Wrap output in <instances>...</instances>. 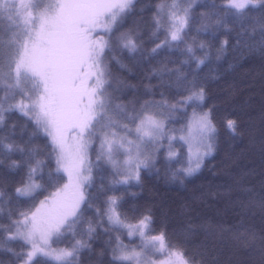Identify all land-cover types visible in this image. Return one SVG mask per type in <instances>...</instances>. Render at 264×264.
Instances as JSON below:
<instances>
[{"label": "trees", "instance_id": "16d2710c", "mask_svg": "<svg viewBox=\"0 0 264 264\" xmlns=\"http://www.w3.org/2000/svg\"><path fill=\"white\" fill-rule=\"evenodd\" d=\"M227 1L132 0L100 34L102 82L93 110L99 122L84 133L88 181L80 208L50 242L74 254L66 263L37 257L30 264H132L115 258L119 248L140 244L109 223L111 200L123 224L146 222L147 236L160 238L187 264H264V0L242 10ZM105 2L0 0V264L25 260L28 246L11 234L66 184L45 126L17 109L32 96L15 76L18 52L44 32L54 37L72 27L71 14L74 28ZM174 19L182 23L173 31ZM61 84L68 129L76 88ZM204 113L213 127L211 151L189 175L186 146L168 137L181 135L191 114ZM143 117L162 122L164 137L144 142V165L128 180L104 145L121 159L107 138L145 139L137 129ZM31 181L37 190L18 195Z\"/></svg>", "mask_w": 264, "mask_h": 264}, {"label": "rangeland", "instance_id": "374dc122", "mask_svg": "<svg viewBox=\"0 0 264 264\" xmlns=\"http://www.w3.org/2000/svg\"><path fill=\"white\" fill-rule=\"evenodd\" d=\"M13 1V0H9ZM20 0H17V3ZM132 0H107L101 7L88 10L82 16L81 23L73 21L72 27H65L61 34L53 37L51 33H42L27 43H23L18 52L15 76L19 85H24L31 97L17 104L23 113L32 114L45 126L57 153V169L66 177V184L51 197L41 201L35 210L19 221L12 238L23 241L28 246L25 260L21 264H30L35 258L42 257L54 263H66L74 254L73 249H52L50 242L59 233L64 224L70 220L83 201V188L88 181L86 155L88 142L84 138L87 126L99 122L97 106V88L102 79L98 74L100 56L105 47V37L100 35L109 31L117 12H121ZM252 4V0H228L226 5L235 10H242ZM25 4H23V7ZM21 6L22 22L28 26L26 10ZM35 13L41 14L39 10ZM172 16V15H171ZM66 20V18H64ZM79 20V19H78ZM65 24L70 22L65 21ZM179 19L173 20V31L181 25ZM52 28V27H50ZM49 32H52L49 29ZM31 30L30 35H33ZM49 34H51L49 36ZM27 36V35H26ZM34 37V36H33ZM25 40V39H22ZM21 40V41H22ZM72 91L70 97L75 103L73 122L65 128L63 113L64 99L61 93V79ZM28 95V94H26ZM62 96V97H61ZM28 97V96H27ZM140 137L133 139L117 136L121 141L109 136L122 158L116 159L104 145V152L112 165L122 170L128 180L137 178L138 169L144 165L145 141L156 144L164 137L163 123L156 118L143 117L137 122ZM213 127L208 113L191 114L186 130L169 140L181 141L187 150V174L195 173L203 160L210 155V140ZM121 145V146H120ZM107 147V148H106ZM172 156V154L170 153ZM38 188L35 181L17 190L20 196H30ZM113 200L108 206V221L113 226L123 228L128 239L139 241V249L119 248L116 259L132 264H187L175 253L168 252L160 238L147 236V223L134 226L123 224L116 216Z\"/></svg>", "mask_w": 264, "mask_h": 264}]
</instances>
